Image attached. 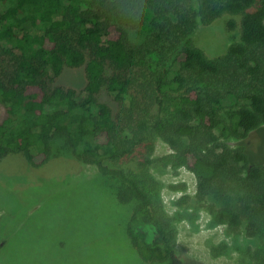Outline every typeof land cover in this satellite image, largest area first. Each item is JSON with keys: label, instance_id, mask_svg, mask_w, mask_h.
<instances>
[{"label": "trees", "instance_id": "1", "mask_svg": "<svg viewBox=\"0 0 264 264\" xmlns=\"http://www.w3.org/2000/svg\"><path fill=\"white\" fill-rule=\"evenodd\" d=\"M221 18L234 42L212 58L194 33ZM78 67L81 91L60 84ZM263 125L264 0H0V163L95 166L142 264H185L159 167L191 171L196 194L175 204L254 239L264 264V165L231 146ZM157 139L172 152L154 157Z\"/></svg>", "mask_w": 264, "mask_h": 264}, {"label": "rangeland", "instance_id": "2", "mask_svg": "<svg viewBox=\"0 0 264 264\" xmlns=\"http://www.w3.org/2000/svg\"><path fill=\"white\" fill-rule=\"evenodd\" d=\"M217 21L206 27L200 24L194 33L195 42L212 58L225 55L234 42L226 38L224 18ZM59 82L81 91L87 82L85 68H66ZM155 142L154 157L172 152L162 139ZM59 146L72 155L67 139L61 137ZM231 146L244 147L252 165H264V125ZM153 171L164 186L166 209L182 213L177 250L185 264H255L252 252L259 246L254 239L228 235L224 226L212 225L205 210L195 212L190 205L175 204L184 195L196 194L197 180L191 171L181 168L176 173L162 167ZM98 175L95 166L66 155L53 153L40 168L18 156L4 159L0 163V264H142L129 248L123 224L121 235V223L110 213L112 203L97 185ZM127 212L115 211L121 216Z\"/></svg>", "mask_w": 264, "mask_h": 264}]
</instances>
